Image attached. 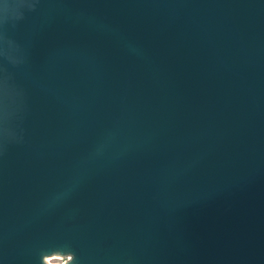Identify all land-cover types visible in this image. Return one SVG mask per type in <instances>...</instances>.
Listing matches in <instances>:
<instances>
[{"label": "water", "instance_id": "obj_1", "mask_svg": "<svg viewBox=\"0 0 264 264\" xmlns=\"http://www.w3.org/2000/svg\"><path fill=\"white\" fill-rule=\"evenodd\" d=\"M264 264V0H0V264Z\"/></svg>", "mask_w": 264, "mask_h": 264}, {"label": "rangeland", "instance_id": "obj_2", "mask_svg": "<svg viewBox=\"0 0 264 264\" xmlns=\"http://www.w3.org/2000/svg\"><path fill=\"white\" fill-rule=\"evenodd\" d=\"M66 260L67 257H62L58 255H53L46 258V261L50 264H62V262Z\"/></svg>", "mask_w": 264, "mask_h": 264}]
</instances>
